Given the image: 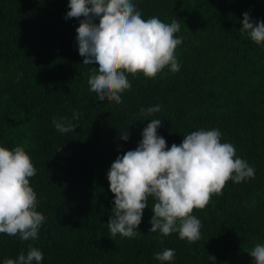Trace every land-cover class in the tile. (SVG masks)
<instances>
[{
	"label": "trees",
	"instance_id": "obj_1",
	"mask_svg": "<svg viewBox=\"0 0 264 264\" xmlns=\"http://www.w3.org/2000/svg\"><path fill=\"white\" fill-rule=\"evenodd\" d=\"M68 2L0 0V147L23 146L30 155L37 170L30 186L45 217L36 239L0 234V264L30 246L43 253L40 264H254L248 253L264 244V44L240 29L244 13L264 22V0H133L144 19L178 20L180 70L152 79L127 74L132 87L120 104L90 91L98 65H83L82 18H65ZM156 105L159 112L141 114ZM151 119H161L157 134L168 147L217 129L255 169L254 178L228 181L207 207L194 209L201 221L195 243L149 231L152 197L136 237L108 228L115 197L107 173L138 147ZM54 121L78 127L61 133ZM165 249L174 259L156 260Z\"/></svg>",
	"mask_w": 264,
	"mask_h": 264
},
{
	"label": "clouds",
	"instance_id": "obj_2",
	"mask_svg": "<svg viewBox=\"0 0 264 264\" xmlns=\"http://www.w3.org/2000/svg\"><path fill=\"white\" fill-rule=\"evenodd\" d=\"M67 18L80 19L76 28L78 52L83 65L96 64L90 76V91L99 100L122 103V94L131 89L127 74L155 78L165 68L180 70L176 48L180 23H164L157 17L144 19L133 0H69ZM98 20V23L96 22ZM240 31L257 45L264 44V22L243 14ZM151 116L160 105L141 109ZM79 114L74 113L73 119ZM61 133L74 132L78 126L54 121ZM161 119H151L142 132L135 150L117 156L107 173L109 191L114 194V207L107 225L112 236L134 238L140 232L143 210L149 197L155 200L149 231L164 236L178 233L181 240L195 243L201 239V221L192 213L203 210L213 195H221L228 181L240 183L254 178L255 169L236 156L235 146L221 142L217 129L197 130L170 147L157 134ZM120 139H129L126 130ZM36 168L23 146L12 150L0 147V234L36 239L45 220L37 211V196L30 186ZM254 264H264V244H256L248 253ZM173 249L156 253L155 259L170 262ZM215 261L214 256H209ZM43 253L29 247L27 254L5 259L3 264H40Z\"/></svg>",
	"mask_w": 264,
	"mask_h": 264
}]
</instances>
